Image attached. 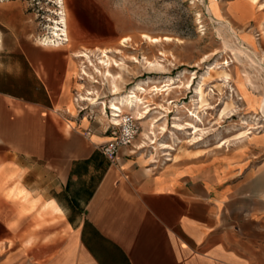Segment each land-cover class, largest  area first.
Returning a JSON list of instances; mask_svg holds the SVG:
<instances>
[{
    "label": "crops",
    "instance_id": "crops-1",
    "mask_svg": "<svg viewBox=\"0 0 264 264\" xmlns=\"http://www.w3.org/2000/svg\"><path fill=\"white\" fill-rule=\"evenodd\" d=\"M21 6L0 36V264H264V145L158 172L139 144L107 159L110 134L73 114L80 58L32 42Z\"/></svg>",
    "mask_w": 264,
    "mask_h": 264
},
{
    "label": "rangeland",
    "instance_id": "rangeland-1",
    "mask_svg": "<svg viewBox=\"0 0 264 264\" xmlns=\"http://www.w3.org/2000/svg\"><path fill=\"white\" fill-rule=\"evenodd\" d=\"M243 1L63 0L69 43L60 49L71 53L91 52L93 61L99 53L95 52L96 48L107 51L108 56L120 64L117 68L112 65L109 68L111 74L120 76L121 80L116 82L119 94L128 95L133 87L148 81L150 86L162 87L165 83L171 84L167 81L172 79L174 87L180 88L168 95L149 88L144 96V101H149V108L153 110L147 119L139 122L140 133L149 128L155 117L163 116L162 122L166 121L163 124L160 121L154 129L155 136L151 137L156 144L151 146V142L146 141L147 146L137 151L144 158L148 156L154 172L170 168L177 161L208 160L239 144L264 145V117L257 106L264 91V75H258L245 60L241 65L237 63L227 46L236 45V41L226 29H219L207 12L209 8L214 19L230 23L243 39L251 37L246 33L253 27L251 33L255 37L258 34L259 46L252 42L249 50L257 51V58L264 62V31L261 30L264 19L245 28L238 13ZM14 2L22 5L27 37L40 45L39 38L48 35V27L59 19L61 10L56 0H0L1 50L7 34L3 22L9 19L3 10ZM250 6L264 12V0H258V5L255 0H250ZM235 21L243 25L238 26ZM143 35L163 40L167 37L171 41L152 44ZM125 38L128 41L121 44ZM75 62L72 99H95L108 105L115 97L111 85L97 75H93L94 80L83 76L77 67L78 60ZM86 71L91 75L89 70ZM200 87L202 99L197 94ZM89 102L82 100L81 104L86 108L85 113L95 117V122L87 120L105 129L111 115L109 110L102 115L99 106ZM73 113H76L75 109ZM194 114L200 116L201 123L193 118ZM243 122L247 125H242ZM188 124L199 126V131L195 132ZM141 141L138 135L133 145L137 147ZM224 141L227 143L221 145ZM161 143L169 148L159 150Z\"/></svg>",
    "mask_w": 264,
    "mask_h": 264
},
{
    "label": "bare ground",
    "instance_id": "bare-ground-1",
    "mask_svg": "<svg viewBox=\"0 0 264 264\" xmlns=\"http://www.w3.org/2000/svg\"><path fill=\"white\" fill-rule=\"evenodd\" d=\"M56 5L58 6V9L61 10V13L59 14V19L53 21L51 23L52 25H50L48 27V31H49L48 35H46L43 39L39 38L38 43L40 44V46L60 48V47H64L66 44L69 43L68 34H67L66 17H65L64 11H63V9H64L63 8V0H56ZM207 12H208V15L210 17V20L212 22H214L216 25H218L219 29L220 28L226 29L228 31L229 35L236 41V45L227 44V46L232 51L234 58L237 61V63H239L241 65L244 63V60H245L246 62H248L249 67L253 71L257 72L258 75L261 73H263V75H264V62L260 61L257 58V55H258L257 51H255V50L250 51L249 50L250 45H252V42H255V44L257 43L256 37L251 36V37H246L244 39L241 38L240 36H238L239 31H234V28L232 27V25L230 23L225 22V21L220 20V19L219 20L214 19L210 14L211 11L209 8H207ZM143 38L147 42L152 43V44H157V43H160L161 41H166V42L171 41V39L167 38V37H165L163 40V39H159V38H152L148 35H143ZM126 41H128L127 38L123 39L121 41V44L125 43ZM244 45H247V48H245ZM96 51L99 52L98 55L96 54L97 55L96 61L92 60V57L90 55L91 52L84 50V51L76 53L78 56L77 58H80L79 69H81L83 76L88 77L91 80H94L93 75H97L98 77H101L102 80L107 81L111 85L112 90H113V95L115 97H114V99H112L109 102L108 105H106L104 102L98 103V100H95V99H82V100L83 101H90L92 106H99L100 113L101 114L103 113L102 115H105L106 111L109 110V112H110L109 115L110 114L111 115H110L109 120L107 121L108 123L110 122L113 124H119L121 121V118L124 114L132 115L133 117L137 118V120H139L140 123L142 120L147 119L150 116L151 111L153 110V109L149 108V105H148L149 101H144V99H145L144 96L146 95L149 88L155 92H160V93L165 92V93H167V95L170 92H172V90L180 89L179 87H174V85H175L174 81L172 79H169L167 82H170L171 84L165 83L162 87H156V86H152V85H151L152 86L151 87L150 85H148V82H149L148 81L147 84H144V85L138 84L135 87H133L130 90V93L129 94L127 93L128 95L119 94L118 93L119 89L116 86V82L120 79V76H118V74H116V75L111 74L109 71V68L111 67V65L113 67L117 68L120 64H118L116 60L111 59L108 56L109 53L107 51L101 50L98 48H96L95 52ZM118 53H120V51H118ZM146 64H148V66H153L150 62H146ZM86 69L91 72V75L87 73ZM242 80H243V78H242ZM250 81H251L250 83L253 85L251 78H250ZM178 83H179V81H178ZM146 88H148V89H146ZM164 88H166V89H164ZM197 94L200 97V99H202L203 92H202L201 87L198 89ZM257 103H258L257 104L258 109H259L261 115L264 117V91H263L262 98L258 99ZM159 116H160V114H159ZM194 116L195 117H193V118L198 123L202 122L200 116H198L197 114H194ZM163 119H164V117L161 116V118L157 119V117H155L154 119H151L152 121L150 120L151 122L149 124V128L146 131L140 133L141 135L139 134V136L142 138V141L139 144V146H141L142 148L147 146L146 141L151 142V146L156 144L155 140L153 141L151 136H153V137L155 136L154 129L156 128L157 124L160 121L162 122ZM163 122H166V121H163ZM163 122H162V124H163ZM188 125L195 132L199 131L198 130L199 126L192 125V124H188ZM242 125L246 126L247 123L243 122ZM249 127H252V126H249ZM162 131H164L163 127H162ZM224 143H227V142L224 141L221 145H224ZM158 147H159V150H161V151L167 150L169 148L166 144H163V143L159 144ZM150 158H152V157H150Z\"/></svg>",
    "mask_w": 264,
    "mask_h": 264
},
{
    "label": "built area",
    "instance_id": "built-area-1",
    "mask_svg": "<svg viewBox=\"0 0 264 264\" xmlns=\"http://www.w3.org/2000/svg\"><path fill=\"white\" fill-rule=\"evenodd\" d=\"M258 39V34H256ZM75 109V118L82 120L83 118L95 122L94 116H89L85 113L86 108L82 106L81 98L74 97L72 99ZM99 123V122H98ZM106 134H110L111 139L100 146V151L103 156L109 160H114L120 148L131 147L133 150H138V147L133 145L134 140L140 134L139 120L132 115L124 114L119 124L108 123L105 127Z\"/></svg>",
    "mask_w": 264,
    "mask_h": 264
}]
</instances>
